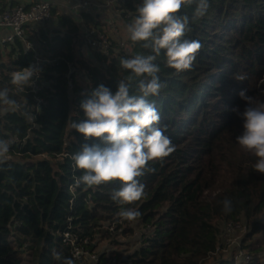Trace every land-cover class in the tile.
<instances>
[{"label": "trees", "instance_id": "obj_1", "mask_svg": "<svg viewBox=\"0 0 264 264\" xmlns=\"http://www.w3.org/2000/svg\"><path fill=\"white\" fill-rule=\"evenodd\" d=\"M139 2L125 0L111 9L127 26ZM208 2L205 16L193 21L184 37L202 44L192 67L168 68L163 50L155 61L166 87L150 99L174 151L148 163L138 177L144 195L132 204L111 198L119 181L75 186L82 170L72 156L84 143L97 141H85L71 123L83 119L80 103L98 85L114 93L118 81L126 80L121 59L150 50L128 34L123 44L110 36L107 54L86 56L85 31L105 29L100 13L56 6L49 21L0 43V88H9L17 102L15 108L0 103V139L10 142L7 156L0 157V264H61L64 258L80 264L73 243L83 245L84 239L103 263L115 258L117 264H234L215 255L224 225L245 220L247 239L264 230V174L236 142L242 122L231 111L243 107L242 89L264 100V0ZM194 8L195 3L185 6L179 14L191 19ZM30 65L38 75L20 91L11 84V73ZM136 83L131 82L133 92ZM226 198L232 201L230 213L224 211ZM121 208L138 210L134 221L150 234L126 255L96 251L97 241L118 246L117 237L131 232L124 227L119 233L128 223L118 215ZM108 223L115 230L107 229ZM211 256L216 257L205 263Z\"/></svg>", "mask_w": 264, "mask_h": 264}, {"label": "clouds", "instance_id": "obj_2", "mask_svg": "<svg viewBox=\"0 0 264 264\" xmlns=\"http://www.w3.org/2000/svg\"><path fill=\"white\" fill-rule=\"evenodd\" d=\"M193 3L191 19L179 14L183 7ZM209 6L208 0H140L135 5L136 14L127 25L129 38L134 43L143 42V48L149 49L151 54L121 59V68L128 76L118 81L116 91L113 93L100 84L81 101L83 119L73 121L71 128L85 141L97 142L84 143L72 156L74 167L82 170L75 186L119 181L120 188L111 197L114 201L126 205L142 198L145 186L138 177L144 174L150 161L174 151L170 137L165 135L166 126H160V111L150 99L158 97L166 87L160 80V66L155 61L163 50L168 68L181 72L192 67L202 44L184 37L191 31L190 24L204 17ZM37 75L38 69L30 65L12 72L10 82L23 91ZM132 81H138L135 92ZM9 91L7 87L0 88V103L15 108L17 102L10 97ZM238 96L243 107L231 109L242 122V132L236 136V142L256 158L254 170L264 174V100L248 95L247 89H242ZM9 148L10 142L0 139V157H6ZM223 206L225 213L232 211L230 199L226 198ZM118 215L134 221L141 213L134 208H121ZM56 259H61L58 253ZM61 264H76V261L64 258Z\"/></svg>", "mask_w": 264, "mask_h": 264}, {"label": "built area", "instance_id": "obj_3", "mask_svg": "<svg viewBox=\"0 0 264 264\" xmlns=\"http://www.w3.org/2000/svg\"><path fill=\"white\" fill-rule=\"evenodd\" d=\"M123 1L125 0H69L65 3H58L52 0H38L25 5L18 4L0 7V30L5 31L0 43L12 41L14 37H22L26 26L32 27L49 21L51 19V7L56 6L74 13H100L113 8L118 2ZM85 39L88 50L101 54H107L112 44L110 36L100 28L86 30ZM27 47H30L29 44ZM113 223H108L105 227L109 230H115ZM241 227V221H229L224 225L223 235L230 231L231 228ZM119 231L121 232L122 229H119ZM65 236L73 243L72 240L74 239L68 233ZM84 244H87V239L83 240V245L73 243V256L80 264H107L99 261L98 254L90 252ZM109 264H117L116 259H111ZM247 264H251V262Z\"/></svg>", "mask_w": 264, "mask_h": 264}, {"label": "rangeland", "instance_id": "obj_4", "mask_svg": "<svg viewBox=\"0 0 264 264\" xmlns=\"http://www.w3.org/2000/svg\"><path fill=\"white\" fill-rule=\"evenodd\" d=\"M117 13V9H109L100 13L103 21L102 24L105 28L103 32L111 36L113 39L119 40L120 43L123 44L129 33L123 19L120 16H117ZM48 24L52 25L51 22ZM87 53L91 54V51H88ZM240 220L241 222L243 221L241 228H231L225 235L222 233V241L220 240L221 248L215 255H220L222 258L233 260L234 264H247L249 262H251V264H264V230L247 239L246 235L249 230L247 229L245 220L241 218ZM124 227H131V232L127 236L117 237V241L121 243L120 245L112 246L109 241L103 239L96 242V251H109L114 249L118 253L126 255L129 251L135 249V247L140 244L142 238H144L145 235L150 234L151 231L150 228L142 227L136 221H128V223H124L122 231ZM121 232L119 231V233ZM216 256L208 257L204 262L210 263L213 260L212 258Z\"/></svg>", "mask_w": 264, "mask_h": 264}, {"label": "crops", "instance_id": "obj_5", "mask_svg": "<svg viewBox=\"0 0 264 264\" xmlns=\"http://www.w3.org/2000/svg\"><path fill=\"white\" fill-rule=\"evenodd\" d=\"M33 1H38V0H0V6L3 5V4L6 5V6L18 5V4H24L25 5V4H28V3L33 2ZM52 1H57L58 3H65V2H67L69 0H52ZM4 33H5V31L0 30V39H1V37L4 36ZM88 51L89 50L87 48H85V55L86 56L90 55V54L87 53Z\"/></svg>", "mask_w": 264, "mask_h": 264}]
</instances>
